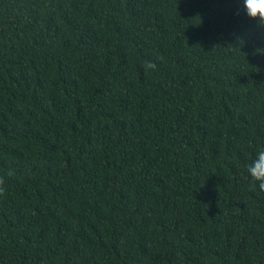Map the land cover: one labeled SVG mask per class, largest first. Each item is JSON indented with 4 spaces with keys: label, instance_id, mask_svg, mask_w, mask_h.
Masks as SVG:
<instances>
[{
    "label": "trees",
    "instance_id": "trees-1",
    "mask_svg": "<svg viewBox=\"0 0 264 264\" xmlns=\"http://www.w3.org/2000/svg\"><path fill=\"white\" fill-rule=\"evenodd\" d=\"M239 0H0V264H264V28Z\"/></svg>",
    "mask_w": 264,
    "mask_h": 264
},
{
    "label": "clouds",
    "instance_id": "clouds-1",
    "mask_svg": "<svg viewBox=\"0 0 264 264\" xmlns=\"http://www.w3.org/2000/svg\"><path fill=\"white\" fill-rule=\"evenodd\" d=\"M239 5L245 16L254 20L257 27L264 28V0H239ZM246 167L248 175L264 190V148L257 150Z\"/></svg>",
    "mask_w": 264,
    "mask_h": 264
}]
</instances>
